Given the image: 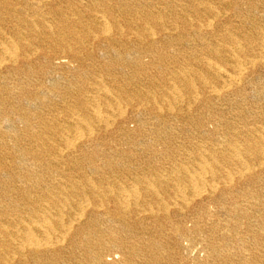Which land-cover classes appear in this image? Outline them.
<instances>
[{
    "label": "bare ground",
    "instance_id": "6f19581e",
    "mask_svg": "<svg viewBox=\"0 0 264 264\" xmlns=\"http://www.w3.org/2000/svg\"><path fill=\"white\" fill-rule=\"evenodd\" d=\"M263 61L264 0H0V264H264Z\"/></svg>",
    "mask_w": 264,
    "mask_h": 264
},
{
    "label": "rangeland",
    "instance_id": "374dc122",
    "mask_svg": "<svg viewBox=\"0 0 264 264\" xmlns=\"http://www.w3.org/2000/svg\"><path fill=\"white\" fill-rule=\"evenodd\" d=\"M244 17H245V19L247 18L246 16H244ZM244 17H242V19H244ZM240 19H241V18H239V17L232 16L231 21H234L235 23H238V21H239ZM248 29H250V28H248ZM244 31H245V30H243V32H244ZM248 31H249V30H248ZM263 62H264V61H263ZM259 77H260L261 80L264 82V66H263V68H261V70L259 71ZM252 95H254V94H252ZM258 96H259V97H258ZM250 101L255 103V105L257 106V110L263 112V111H264V88H263V87H262V89L259 88V89H258V92H257V97H252V98L250 99ZM261 124H262V123H257L258 126H260ZM130 125L132 126L133 123L130 124ZM112 129L114 130V129H116V127H115V126H112ZM187 136H189V135H183L182 138H185V137H187ZM262 177L264 178V173L262 174Z\"/></svg>",
    "mask_w": 264,
    "mask_h": 264
}]
</instances>
